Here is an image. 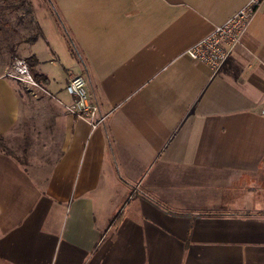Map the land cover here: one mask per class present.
Returning a JSON list of instances; mask_svg holds the SVG:
<instances>
[{
  "label": "crops",
  "instance_id": "0c3cea01",
  "mask_svg": "<svg viewBox=\"0 0 264 264\" xmlns=\"http://www.w3.org/2000/svg\"><path fill=\"white\" fill-rule=\"evenodd\" d=\"M250 1L47 0L49 30L13 28L46 81L0 60V264H264V0L217 72L186 54Z\"/></svg>",
  "mask_w": 264,
  "mask_h": 264
},
{
  "label": "built area",
  "instance_id": "2783aa9c",
  "mask_svg": "<svg viewBox=\"0 0 264 264\" xmlns=\"http://www.w3.org/2000/svg\"><path fill=\"white\" fill-rule=\"evenodd\" d=\"M261 0H251L245 7L228 18L224 23L194 43L187 51V56L194 62L203 64L217 72L225 63L235 46L239 43L241 34L255 13ZM6 76L22 85L38 88L28 64L15 58L11 70ZM66 93L73 99L67 106V112L75 118L86 122L92 130L103 126L107 115L101 113L96 103L90 102L86 90V81L81 75H73L69 78ZM264 117V103L259 110Z\"/></svg>",
  "mask_w": 264,
  "mask_h": 264
},
{
  "label": "trees",
  "instance_id": "16d2710c",
  "mask_svg": "<svg viewBox=\"0 0 264 264\" xmlns=\"http://www.w3.org/2000/svg\"><path fill=\"white\" fill-rule=\"evenodd\" d=\"M27 3V0H0V20L9 22L8 16H10V18L16 20V27L20 28L19 32H22V29L24 32V36H19V33H17V31L15 33L12 28L11 32L7 33L4 31L2 33L3 36H6L7 34L8 41L7 45H5V48L8 49L10 54H14L15 47L13 44L14 37L12 33H15V39H20V42L22 43H30L41 36V32L39 31L40 29L37 28V22H35L31 16L32 9L25 7ZM26 62L30 68V71L33 73L35 82L39 86L45 85L44 82L46 81V78L41 75H37L34 73V71H32L37 63V60L34 57H29L26 59Z\"/></svg>",
  "mask_w": 264,
  "mask_h": 264
},
{
  "label": "rangeland",
  "instance_id": "374dc122",
  "mask_svg": "<svg viewBox=\"0 0 264 264\" xmlns=\"http://www.w3.org/2000/svg\"><path fill=\"white\" fill-rule=\"evenodd\" d=\"M27 1H28V3L26 4L25 7H29V8L32 9V15L31 16L34 19V21H39L41 18H45L48 23L43 22V24L49 30L50 29L49 20H51V15H50L51 8H50L49 3L47 5V0H27ZM39 13H42V14L39 15ZM45 14L50 15L49 20H48V17L45 16ZM6 15H9V14H6ZM8 19H9V22L8 21L0 20V60L6 59L7 61H9V68H8V70H11V67H12V65L14 63L15 58L24 60L25 62H26V59L21 54H19L18 57L17 56L16 57H13V54L12 55L9 54L8 53V49L5 48L6 47L5 45H7L8 38H7V34H6V36H3L2 33L4 31H6L7 33H9V32H11L12 28L16 27V20L13 19V18H10V16H8ZM50 23H51V21H50ZM37 28L40 29L39 31L41 33H42V30H44L43 29V25L40 22H37ZM55 29H56L57 35L60 37V41L63 42L62 41V36H60V34H59L60 32H59L58 28L56 27ZM19 34H20V36H24L23 29H22V32H19ZM12 57H13V59H12ZM45 59H46V57H45ZM46 64L48 65V61H46ZM56 65L58 67L64 66L62 60L58 61L56 63ZM31 74L33 76V73L32 72H31ZM21 86L23 88V91L26 92V93H28V94L29 93H32V92L33 93L41 92L39 90V88H33V87H30V86H25V85H21ZM86 90H87V86H86ZM87 92H88V90H87ZM18 141H20L19 136H18V138L16 140L15 139L14 140H11V139L6 138V139H4L1 142H2V145L4 146V148H7L8 147V148H11L12 151H14V149L17 148L15 145H19L18 144ZM1 142H0V144H1ZM10 145L12 147H14V148H12Z\"/></svg>",
  "mask_w": 264,
  "mask_h": 264
}]
</instances>
